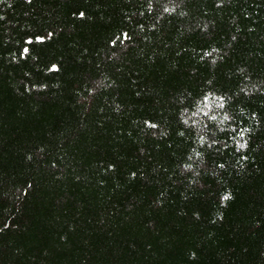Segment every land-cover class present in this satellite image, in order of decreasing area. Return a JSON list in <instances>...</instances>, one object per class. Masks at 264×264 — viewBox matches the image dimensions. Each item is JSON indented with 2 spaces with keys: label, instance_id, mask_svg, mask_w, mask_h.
<instances>
[{
  "label": "trees",
  "instance_id": "16d2710c",
  "mask_svg": "<svg viewBox=\"0 0 264 264\" xmlns=\"http://www.w3.org/2000/svg\"><path fill=\"white\" fill-rule=\"evenodd\" d=\"M0 264H264V0H0Z\"/></svg>",
  "mask_w": 264,
  "mask_h": 264
}]
</instances>
